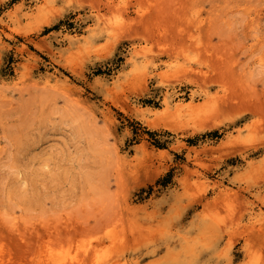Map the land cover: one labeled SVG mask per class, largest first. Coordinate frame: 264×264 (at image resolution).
<instances>
[{"label":"rangeland","instance_id":"rangeland-1","mask_svg":"<svg viewBox=\"0 0 264 264\" xmlns=\"http://www.w3.org/2000/svg\"><path fill=\"white\" fill-rule=\"evenodd\" d=\"M0 264H264V0H0Z\"/></svg>","mask_w":264,"mask_h":264}]
</instances>
